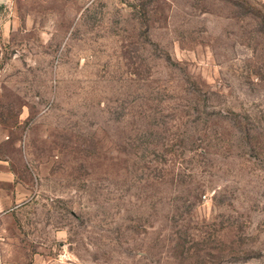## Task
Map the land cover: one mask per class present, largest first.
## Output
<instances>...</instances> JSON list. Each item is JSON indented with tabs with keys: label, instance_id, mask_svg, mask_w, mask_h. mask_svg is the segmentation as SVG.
<instances>
[{
	"label": "rangeland",
	"instance_id": "obj_1",
	"mask_svg": "<svg viewBox=\"0 0 264 264\" xmlns=\"http://www.w3.org/2000/svg\"><path fill=\"white\" fill-rule=\"evenodd\" d=\"M2 6L12 264H264V0Z\"/></svg>",
	"mask_w": 264,
	"mask_h": 264
},
{
	"label": "crops",
	"instance_id": "obj_2",
	"mask_svg": "<svg viewBox=\"0 0 264 264\" xmlns=\"http://www.w3.org/2000/svg\"><path fill=\"white\" fill-rule=\"evenodd\" d=\"M8 0H0V18H5L6 14L2 9V4H6ZM2 22L0 21V28ZM1 35V30H0ZM14 179L13 173L10 169L5 166L0 165V218L7 215V213L12 209L13 196L7 192L9 187H12V181ZM1 227V224H0ZM4 239L0 238V264H12L1 251V244Z\"/></svg>",
	"mask_w": 264,
	"mask_h": 264
}]
</instances>
